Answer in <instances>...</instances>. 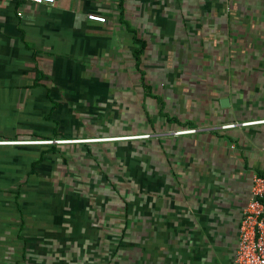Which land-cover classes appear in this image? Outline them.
Listing matches in <instances>:
<instances>
[{
	"label": "crops",
	"instance_id": "0c3cea01",
	"mask_svg": "<svg viewBox=\"0 0 264 264\" xmlns=\"http://www.w3.org/2000/svg\"><path fill=\"white\" fill-rule=\"evenodd\" d=\"M79 72L98 115L128 128L87 136L149 137L82 161L63 204L17 198L7 139L39 129ZM244 122L258 123L220 129ZM257 174L264 0H0V264H237Z\"/></svg>",
	"mask_w": 264,
	"mask_h": 264
},
{
	"label": "rangeland",
	"instance_id": "374dc122",
	"mask_svg": "<svg viewBox=\"0 0 264 264\" xmlns=\"http://www.w3.org/2000/svg\"><path fill=\"white\" fill-rule=\"evenodd\" d=\"M80 77L79 72L73 78V81L77 82H73L70 88L56 89V101H51L49 108L43 107L41 110L39 129L26 130L16 136L8 137L7 142L10 143L8 146L14 148L9 151V159L14 161V165L22 162L20 172L23 183L16 187L8 186L9 192L17 193V198L21 197V194H38L35 196L40 200H46L47 198L44 197L47 196L54 198L57 205L60 198L67 194L69 179L76 182V178L80 177L82 161L95 160L94 156L98 152L107 157H115L118 150H121L122 157V147L129 145L132 140H142L146 135L87 136L88 133L96 135L123 132L128 131V128L125 121L111 117L102 119L100 113L98 115L96 105L93 106L95 98L91 96L96 97L95 92L99 90L81 87L79 81L86 77ZM87 79L95 78H91L89 74ZM86 101L91 103L87 105ZM88 108L90 111L85 113ZM86 167H84L85 174L87 171L90 174L91 169ZM60 203L63 204V201L60 200ZM62 204L58 209L61 216L66 214Z\"/></svg>",
	"mask_w": 264,
	"mask_h": 264
},
{
	"label": "built area",
	"instance_id": "2783aa9c",
	"mask_svg": "<svg viewBox=\"0 0 264 264\" xmlns=\"http://www.w3.org/2000/svg\"><path fill=\"white\" fill-rule=\"evenodd\" d=\"M35 4H54L55 0H24ZM91 21L105 23L106 19L94 14L88 15ZM258 122L230 123L220 126L221 130L236 126H249ZM195 129L179 130L175 134H194ZM149 137V135H144ZM7 143V142H6ZM237 264H264V174L252 177L250 197L239 224L237 247L235 251Z\"/></svg>",
	"mask_w": 264,
	"mask_h": 264
},
{
	"label": "bare ground",
	"instance_id": "6f19581e",
	"mask_svg": "<svg viewBox=\"0 0 264 264\" xmlns=\"http://www.w3.org/2000/svg\"><path fill=\"white\" fill-rule=\"evenodd\" d=\"M7 144H10L9 142H7Z\"/></svg>",
	"mask_w": 264,
	"mask_h": 264
}]
</instances>
